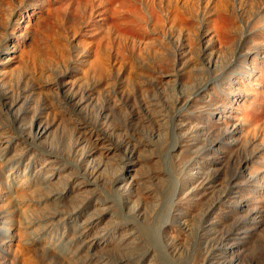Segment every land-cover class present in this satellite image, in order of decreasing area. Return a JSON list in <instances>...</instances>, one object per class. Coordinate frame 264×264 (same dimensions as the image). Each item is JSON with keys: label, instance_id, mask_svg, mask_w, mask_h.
I'll return each instance as SVG.
<instances>
[{"label": "rangeland", "instance_id": "obj_1", "mask_svg": "<svg viewBox=\"0 0 264 264\" xmlns=\"http://www.w3.org/2000/svg\"><path fill=\"white\" fill-rule=\"evenodd\" d=\"M12 41L0 264H264V0H0Z\"/></svg>", "mask_w": 264, "mask_h": 264}, {"label": "bare ground", "instance_id": "obj_2", "mask_svg": "<svg viewBox=\"0 0 264 264\" xmlns=\"http://www.w3.org/2000/svg\"><path fill=\"white\" fill-rule=\"evenodd\" d=\"M23 16H25V15H23ZM24 19V18H23ZM26 19V18H25ZM19 20V19H18ZM25 22V21H24ZM21 41V40H20ZM19 41V42H20ZM7 42H9V41H7ZM15 42V41H14ZM28 42V41H27ZM15 43H13V41L12 42H10V43H8L6 46H5V48H3V49H0V61H5V62H9L10 61V59H11V55H13V54H11V52L13 51V47L15 46L14 45ZM36 44L34 43L33 45H31L30 44V48H29V53H30V55L32 56V55H36V52H37V50L39 51L40 49H39V47H38V49H37V47L35 46ZM37 49V50H36ZM40 52V51H39ZM36 58H37V55H36ZM12 60V59H11ZM47 116V115H46ZM55 144H54V147L55 148H57V150H59L60 148L59 147H56V145H58L59 146V144H58V142H57V144H56V142L55 141H53ZM60 142V141H59ZM52 144V143H51ZM16 147V146H15ZM70 147V146H69ZM68 148V147H67ZM69 152H70V149H69ZM21 153V152H20ZM16 155H18V154H16ZM15 154L13 155V156H16ZM187 154H185L184 155V159L185 160H187L188 158H187V156H186ZM14 158V157H13ZM19 158V157H18ZM17 158V159H18ZM35 158V157H34ZM187 158V159H186ZM32 160H34V159H32ZM51 171V170H50ZM54 171V170H53ZM25 179V178H24ZM19 181V180H18ZM12 182V181H11ZM16 182V181H15ZM20 182H21V180H20ZM30 184V183H29ZM55 184V182L54 183H52L51 184V186L52 185H54ZM12 185V184H11ZM31 185V184H30ZM50 185V184H49ZM27 186H29V185H27ZM31 186H33V185H31ZM12 188V187H11ZM14 188V187H13ZM33 188H34V186H33ZM15 189V188H14ZM26 189H28V188H26V183H25V185H18L17 187H16V189H15V197H13L12 195L13 194H11V196H12V198H15L14 200L18 203V204H21L22 203V196L25 194V193H27V190ZM63 190V189H62ZM8 193H10V192H8ZM52 193V192H51ZM57 196V195H56ZM203 196V195H202ZM201 196V197H202ZM24 199V198H23ZM25 201V200H24ZM200 201L203 203V205H204V209H206V207H208L209 206V198H208V195L207 196H203L202 198H200ZM177 203V202H176ZM190 203V202H189ZM191 203H193V202H191ZM195 203V202H194ZM193 203V204H194ZM177 205V204H176ZM16 206H18V205H16ZM20 206V205H19ZM182 206V205H181ZM189 206V205H188ZM21 208H24V207H21ZM192 209H194L195 210V206L194 205H192V207H191ZM51 216V215H50ZM180 216V215H179ZM194 220H196V219H193V221ZM190 222H192V221H188V223H190ZM191 224H193V223H191ZM150 230V229H149ZM196 230V229H195ZM195 232V231H194ZM145 233L147 234L148 233V231H145ZM190 234V233H189ZM198 236V235H197ZM189 237H190V235L188 236V239H189ZM199 237V236H198ZM122 239V238H121ZM120 239V240H121ZM199 239V238H198ZM127 240V239H126ZM119 241V240H118ZM122 241V240H121ZM115 242H117V241H115ZM114 242V243H115ZM189 242V241H188ZM194 242H195V240H194ZM119 242H117V244H118ZM196 243H197V241H196ZM119 244H121V243H119ZM199 244V242L197 243V245ZM111 245V244H110ZM139 245H142L141 243L139 244ZM189 245V244H188ZM193 245V244H192ZM196 244H195V246H197ZM117 246V245H116ZM136 246V245H135ZM199 247V246H198ZM195 248V247H194ZM197 248V247H196ZM190 249V248H189ZM194 250V249H193ZM191 254V253H190ZM195 254V253H194ZM197 254H199V253H197ZM193 256V255H192ZM195 256V255H194ZM197 257V255L194 257V258H196ZM192 259H193V257H192ZM197 259V258H196Z\"/></svg>", "mask_w": 264, "mask_h": 264}]
</instances>
